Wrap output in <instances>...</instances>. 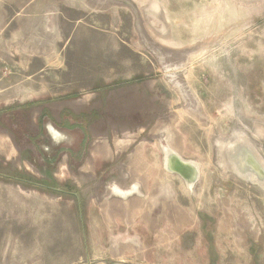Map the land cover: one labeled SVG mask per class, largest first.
<instances>
[{"label":"rangeland","instance_id":"obj_1","mask_svg":"<svg viewBox=\"0 0 264 264\" xmlns=\"http://www.w3.org/2000/svg\"><path fill=\"white\" fill-rule=\"evenodd\" d=\"M231 143L264 165V0H0V264H264Z\"/></svg>","mask_w":264,"mask_h":264},{"label":"bare ground","instance_id":"obj_2","mask_svg":"<svg viewBox=\"0 0 264 264\" xmlns=\"http://www.w3.org/2000/svg\"><path fill=\"white\" fill-rule=\"evenodd\" d=\"M235 145L238 146V144L235 143H233L232 145H225L226 150H224L225 152L222 153L223 156L221 163H223L226 168L232 170L233 172L235 171V173L241 178H246L247 180L250 179L251 181L257 182L262 187H264V178L261 177V175H264V165L256 160V156H254L253 152L251 151L252 149L250 150L249 148L244 146L243 148H240ZM163 150L164 165L168 173H174V170L181 169L177 174L185 179L188 190L192 188V186L196 182L198 164H195L191 161H183L175 151L169 150L165 147L163 148ZM233 157L235 159L233 160V162H231ZM181 162H183L182 168H179V164L181 165Z\"/></svg>","mask_w":264,"mask_h":264},{"label":"flooded vegetation","instance_id":"obj_3","mask_svg":"<svg viewBox=\"0 0 264 264\" xmlns=\"http://www.w3.org/2000/svg\"><path fill=\"white\" fill-rule=\"evenodd\" d=\"M49 118V119H48ZM46 117V119L47 120H49L50 122H51V124H53V125H55V127L57 128V129H59V128H65V127H69L68 125H64L63 123H57L56 121H54V120H52L50 117ZM40 125H39V128L41 129V130H44V128L46 127V124H45V119H43V120H40V123H39ZM66 124V123H65ZM70 129H73V128H77V125H72V126H70L69 127ZM46 139V138H45ZM46 140H48V139H46ZM46 146H47V143H46Z\"/></svg>","mask_w":264,"mask_h":264},{"label":"water","instance_id":"obj_4","mask_svg":"<svg viewBox=\"0 0 264 264\" xmlns=\"http://www.w3.org/2000/svg\"><path fill=\"white\" fill-rule=\"evenodd\" d=\"M49 122H50V121H49ZM49 124H50V123H49ZM52 126L55 127V125H52ZM55 129H56V131H58L56 127H55ZM44 130H46V127L44 128ZM222 156H223V155H222L221 152H220V162H222ZM234 159H235V158L233 157L231 162H233ZM182 163H183V162H181V165L179 164V168H182ZM257 163H258V162H257ZM222 164H223V163H222ZM258 164H259V163H258ZM180 170H181V169L174 170V171H175L176 173H179ZM174 171H173V172H174ZM175 172H174V173H175ZM245 179H246V178H245ZM250 181H251V180H250Z\"/></svg>","mask_w":264,"mask_h":264}]
</instances>
